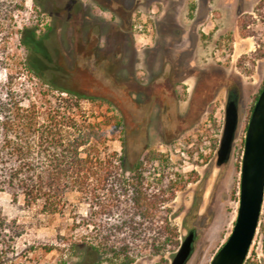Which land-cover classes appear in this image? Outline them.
Instances as JSON below:
<instances>
[{"label": "rangeland", "instance_id": "1", "mask_svg": "<svg viewBox=\"0 0 264 264\" xmlns=\"http://www.w3.org/2000/svg\"><path fill=\"white\" fill-rule=\"evenodd\" d=\"M47 1V16L29 10L20 20L38 25V73L64 98L80 97L89 121L113 118L102 126L106 146L124 152L127 167L152 154L167 160L165 172L181 176L168 204L179 246L194 233L186 264H209L236 218L246 126L264 86V0H139L134 10L129 0ZM74 2L78 16L70 13ZM229 97L236 100L238 125L230 158L218 166ZM68 200L77 202L75 195ZM0 216L7 236L0 239V264L96 259L90 249L84 261L71 251L83 231L73 230L67 216L14 205L5 193ZM178 248L131 264H170ZM243 264H264V198Z\"/></svg>", "mask_w": 264, "mask_h": 264}, {"label": "trees", "instance_id": "2", "mask_svg": "<svg viewBox=\"0 0 264 264\" xmlns=\"http://www.w3.org/2000/svg\"><path fill=\"white\" fill-rule=\"evenodd\" d=\"M47 3L0 0V193L14 205L71 219V228L83 233L70 249L80 261L90 249L96 259L89 264H131L143 254L175 250L168 204L181 176L165 172L160 154L127 167L124 152L106 146L102 126L113 118L103 125L89 121L80 97L64 98L38 73V25L20 20L29 10L47 16ZM4 223L0 216V239L7 237Z\"/></svg>", "mask_w": 264, "mask_h": 264}, {"label": "water", "instance_id": "3", "mask_svg": "<svg viewBox=\"0 0 264 264\" xmlns=\"http://www.w3.org/2000/svg\"><path fill=\"white\" fill-rule=\"evenodd\" d=\"M238 125L236 100L229 97L224 108L216 164H225L231 154ZM264 198V86L252 107L246 126L240 166L239 196L232 230L209 264H243L259 222ZM194 233L181 242L170 264H186L192 253Z\"/></svg>", "mask_w": 264, "mask_h": 264}, {"label": "flooded vegetation", "instance_id": "4", "mask_svg": "<svg viewBox=\"0 0 264 264\" xmlns=\"http://www.w3.org/2000/svg\"><path fill=\"white\" fill-rule=\"evenodd\" d=\"M138 1L139 0H129L130 4H132L131 9L134 10L136 8ZM80 12H81V6L76 2H74L70 7V13L72 14V16H78Z\"/></svg>", "mask_w": 264, "mask_h": 264}]
</instances>
